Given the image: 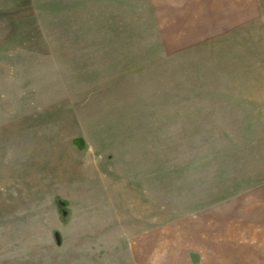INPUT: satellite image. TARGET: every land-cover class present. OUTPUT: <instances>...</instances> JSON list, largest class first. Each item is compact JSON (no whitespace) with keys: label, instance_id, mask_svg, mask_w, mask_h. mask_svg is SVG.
<instances>
[{"label":"rangeland","instance_id":"obj_1","mask_svg":"<svg viewBox=\"0 0 264 264\" xmlns=\"http://www.w3.org/2000/svg\"><path fill=\"white\" fill-rule=\"evenodd\" d=\"M0 264H264V0H0Z\"/></svg>","mask_w":264,"mask_h":264},{"label":"trees","instance_id":"obj_2","mask_svg":"<svg viewBox=\"0 0 264 264\" xmlns=\"http://www.w3.org/2000/svg\"><path fill=\"white\" fill-rule=\"evenodd\" d=\"M75 143H77L80 147H83V140L82 139H75ZM56 206L58 208V214L60 216V219L62 223L66 224L68 222V218L70 216V209L68 206V202L66 200H63L60 197H56ZM56 238L58 240V244H61L62 242V236L59 231H56Z\"/></svg>","mask_w":264,"mask_h":264}]
</instances>
